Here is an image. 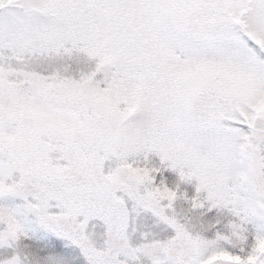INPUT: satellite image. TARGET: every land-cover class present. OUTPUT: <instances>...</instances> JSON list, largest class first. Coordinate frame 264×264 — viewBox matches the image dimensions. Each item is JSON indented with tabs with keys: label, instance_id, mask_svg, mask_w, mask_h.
Here are the masks:
<instances>
[{
	"label": "snow or ice",
	"instance_id": "obj_1",
	"mask_svg": "<svg viewBox=\"0 0 264 264\" xmlns=\"http://www.w3.org/2000/svg\"><path fill=\"white\" fill-rule=\"evenodd\" d=\"M0 264H264V0H0Z\"/></svg>",
	"mask_w": 264,
	"mask_h": 264
}]
</instances>
